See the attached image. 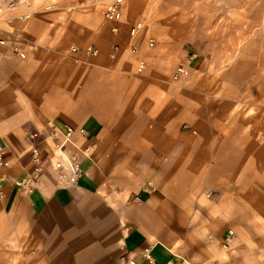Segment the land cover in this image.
I'll list each match as a JSON object with an SVG mask.
<instances>
[{
  "label": "crops",
  "instance_id": "crops-1",
  "mask_svg": "<svg viewBox=\"0 0 264 264\" xmlns=\"http://www.w3.org/2000/svg\"><path fill=\"white\" fill-rule=\"evenodd\" d=\"M131 6L118 24L94 0H19L4 11L11 20L0 22V145L8 162L0 264L3 255L20 264L264 257V84L253 73L242 78L239 66L226 82L197 41L159 31L169 22L145 21L129 38V26L141 22ZM86 46L97 55L70 52ZM178 66L185 72L175 82ZM51 124L74 129L63 152L80 162L73 185L59 183L53 168L60 154L46 138ZM33 148L41 178L26 192L16 183L35 167ZM228 231L235 238L223 250Z\"/></svg>",
  "mask_w": 264,
  "mask_h": 264
},
{
  "label": "rangeland",
  "instance_id": "rangeland-1",
  "mask_svg": "<svg viewBox=\"0 0 264 264\" xmlns=\"http://www.w3.org/2000/svg\"><path fill=\"white\" fill-rule=\"evenodd\" d=\"M130 2L133 20L144 25L169 22L159 31L197 41L207 53L209 67L222 70L219 76L226 82H231L230 69L239 66L246 70L242 78L253 73L254 82L264 84V0H125L124 6ZM3 258V264L11 263ZM259 260L264 264V257ZM11 264L20 262L14 259Z\"/></svg>",
  "mask_w": 264,
  "mask_h": 264
},
{
  "label": "built area",
  "instance_id": "built-area-1",
  "mask_svg": "<svg viewBox=\"0 0 264 264\" xmlns=\"http://www.w3.org/2000/svg\"><path fill=\"white\" fill-rule=\"evenodd\" d=\"M97 3L101 4L103 7V17L107 22L112 24H118L122 21L123 18V7L125 0H95ZM19 3V0H0V22L6 20L10 22V18H4V11L13 10L15 6ZM27 18V16H22V19ZM145 26L143 22H134L128 28L129 38L135 39L137 38L144 30ZM114 33L118 32V27L115 26L112 28ZM4 44V41L0 39V45ZM154 45V41L149 39L147 41V46L152 48ZM129 51L133 54L138 53L139 49L137 46L133 45L130 47ZM12 52L19 55L20 57H24L23 52L16 46L12 47ZM70 52L82 54L85 53L87 55H97L98 51L92 46H86L84 48L70 47ZM145 62L139 61L138 63V71H142L145 69ZM185 69L183 66H178L175 69L173 74V81L177 82L180 80L181 76L184 74ZM50 131L47 134L49 140L53 142V147L55 152L59 153L60 156L55 159L53 163V168L58 176L59 183L70 186L75 184L79 178L82 176V170L80 168V162L75 155H65L63 152L65 151L66 144L71 142L72 135L74 133V129L72 127H67L64 132L59 131L54 128L51 124ZM78 134L80 137H84L86 132L84 129L80 128L78 130ZM30 139H35L38 135L37 133L28 135ZM31 161L35 164L33 171L27 177H24L22 180L16 183V186L23 189L26 192H31L34 188L37 187L38 180L41 175L40 168L37 166L39 162V153L36 148H33L31 151ZM8 166V162L4 159V148L0 145V199L3 197V183L5 181V177L1 173V169ZM235 238V234L232 231H228L224 243L222 245L223 250L230 249L231 243ZM143 258L149 262H151L150 250L149 248L145 249L142 253ZM130 264H135L133 261ZM206 264H218L216 261H210Z\"/></svg>",
  "mask_w": 264,
  "mask_h": 264
}]
</instances>
